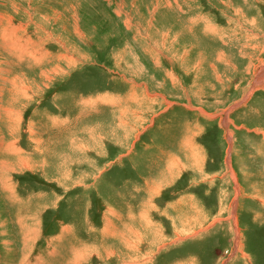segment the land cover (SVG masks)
I'll return each instance as SVG.
<instances>
[{
  "label": "rangeland",
  "instance_id": "1",
  "mask_svg": "<svg viewBox=\"0 0 264 264\" xmlns=\"http://www.w3.org/2000/svg\"><path fill=\"white\" fill-rule=\"evenodd\" d=\"M263 68L264 0H0V264H264Z\"/></svg>",
  "mask_w": 264,
  "mask_h": 264
},
{
  "label": "bare ground",
  "instance_id": "2",
  "mask_svg": "<svg viewBox=\"0 0 264 264\" xmlns=\"http://www.w3.org/2000/svg\"><path fill=\"white\" fill-rule=\"evenodd\" d=\"M22 57H23V56H22ZM262 71H264V68H263ZM56 75H57V74H56ZM39 78H41V77H39ZM44 78H45V77H44ZM41 81H42V78H41ZM259 83H260V82H259ZM260 84H262V83H260ZM260 84H259V85H260ZM33 92H35V91H33ZM25 95H26V94H25ZM25 95H24V96H25ZM32 96H34V94H32ZM28 97H31V94H29ZM26 99H28V98L26 97ZM235 106H236V105H235ZM235 106H234V107H235ZM238 107H240V106H238ZM30 128H31V127H30ZM52 128H53V127H52ZM38 129H39V128H38ZM37 144H38V143H37ZM39 149H40V147H39ZM39 149H38V150H39ZM61 175H62V174H61ZM65 180H66V179H65ZM67 186H68V185H67ZM149 226H150V225H149ZM147 227H148V226H147ZM123 243H124V242H123Z\"/></svg>",
  "mask_w": 264,
  "mask_h": 264
},
{
  "label": "crops",
  "instance_id": "3",
  "mask_svg": "<svg viewBox=\"0 0 264 264\" xmlns=\"http://www.w3.org/2000/svg\"><path fill=\"white\" fill-rule=\"evenodd\" d=\"M221 126L223 127L224 126V123H223V120L221 122ZM166 178V177H165ZM151 185H152V182H151ZM151 187H155L154 185H152ZM156 196L158 195L157 193L155 194ZM154 200V199H153Z\"/></svg>",
  "mask_w": 264,
  "mask_h": 264
}]
</instances>
